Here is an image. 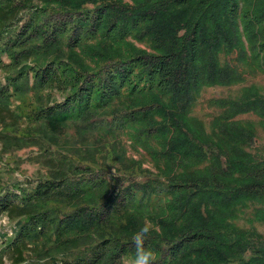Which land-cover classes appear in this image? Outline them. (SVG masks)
<instances>
[{"label": "trees", "instance_id": "16d2710c", "mask_svg": "<svg viewBox=\"0 0 264 264\" xmlns=\"http://www.w3.org/2000/svg\"><path fill=\"white\" fill-rule=\"evenodd\" d=\"M36 1L0 0V69L6 80L0 86V119L12 114L56 133L74 126L81 134L103 138L147 121L153 124L140 128L135 140L160 131L166 137L171 127H181L203 87L243 78L238 67L220 64V52L236 51L238 64L247 62L264 72V0L259 5V0ZM240 25L249 53L242 47ZM181 30L185 33L179 36ZM130 36L149 43L154 52L107 58L97 69L78 67L70 55L94 40L114 46ZM157 96L160 103L153 99ZM14 97L21 102L20 113L10 107ZM220 105L232 115L264 113L263 97L222 100ZM158 109L172 121L156 122ZM221 120L227 124L225 117L216 122ZM170 137L169 148L161 153L166 159L205 158L187 135ZM228 150L233 158L226 167L214 161L191 176L138 180L95 162L72 163L68 168L54 165L48 177L26 186L4 189L0 216L16 225L0 264L4 256L21 264L29 251L52 264H122V257L135 251V232L123 219L155 209L166 197L169 214L157 219L164 233H151L146 241L157 254L156 264H264L263 247L240 236L232 239V231L209 221L208 207L264 202V159L255 160L235 145ZM222 154L228 155L222 151L217 156Z\"/></svg>", "mask_w": 264, "mask_h": 264}, {"label": "rangeland", "instance_id": "374dc122", "mask_svg": "<svg viewBox=\"0 0 264 264\" xmlns=\"http://www.w3.org/2000/svg\"><path fill=\"white\" fill-rule=\"evenodd\" d=\"M121 1L134 5L137 0ZM260 2L261 0L257 5ZM250 5L254 7L256 3ZM239 31L242 47L249 53V45L241 25ZM184 33L185 30H181L179 36ZM142 52L154 51L149 43L130 36L126 41L114 46L102 40H94L70 55L78 67L97 69L107 58L125 57ZM1 58L4 62H9L5 54ZM218 58L221 65L238 67L243 78L229 85L203 87L190 111L182 118L181 127L177 131L175 127H171L170 135L166 137L160 131L152 138L142 136L139 141L135 140L134 135L140 128L153 124L147 121L119 132L115 137L103 138L90 133L81 134L74 126L56 133L44 124L29 125L25 118L18 119L12 114H5L4 118L0 119V133L3 136L2 139L0 137V193L4 189H16L14 185L26 186L29 182L48 177L54 165L68 168L72 163L92 165L95 162L96 165L110 168L113 174L132 173L141 180L145 175L183 177L200 174L214 161L226 167L228 158H233V154L228 150L231 149V145H235L255 160L264 159V113L249 111L232 115L230 109L220 105L222 100L241 102L256 97L264 98V72L248 65L247 62L243 65L238 64L235 60L236 51L227 53V50H224L219 53ZM5 84V72L0 69V86ZM60 96L58 94L57 98ZM159 98L160 96L153 97L157 103H160ZM20 103L15 97L12 98L11 109L20 113L21 109L17 108ZM162 103L167 106L166 101ZM158 112L159 114L155 116L156 122H161L163 118L166 122L172 121V118L162 113L161 109H158ZM220 117H225L227 124L223 125L222 120L216 122ZM176 133L187 135L190 143L201 146L205 158L198 161L194 159L196 156L186 154L184 158L172 161L161 155L169 148L170 136ZM205 143H208L209 147ZM222 151L228 155L217 156ZM168 199L169 197L163 198L161 205L155 209L128 214L123 223L125 225L130 223L131 232H136L147 219L155 227L152 234H163L164 230L158 225L157 219L162 218L161 215L168 216ZM200 208L202 213H206L205 205ZM208 208L209 221L232 231L234 233L232 239L240 236L252 245L264 248V202L240 200L223 203L218 210ZM15 225L16 220L7 215L0 216V256L5 244L14 237ZM249 256L250 252H247L244 258ZM25 258V262L21 264H52L45 258L36 257L31 251L26 252ZM4 264H11V260L6 256Z\"/></svg>", "mask_w": 264, "mask_h": 264}, {"label": "clouds", "instance_id": "9594fccd", "mask_svg": "<svg viewBox=\"0 0 264 264\" xmlns=\"http://www.w3.org/2000/svg\"><path fill=\"white\" fill-rule=\"evenodd\" d=\"M155 230L151 221L145 219L143 226L132 236L134 254L122 257V264H156L157 254L146 245L151 232Z\"/></svg>", "mask_w": 264, "mask_h": 264}]
</instances>
